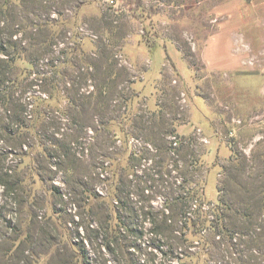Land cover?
Returning <instances> with one entry per match:
<instances>
[{
	"label": "rangeland",
	"instance_id": "1",
	"mask_svg": "<svg viewBox=\"0 0 264 264\" xmlns=\"http://www.w3.org/2000/svg\"><path fill=\"white\" fill-rule=\"evenodd\" d=\"M113 1L24 0L14 9L25 35L11 42L27 48L28 27L40 24L48 51L28 48L26 56L39 60L35 73L18 61L14 86L0 97L1 173L14 168L23 182L13 193L0 187V264H242L252 255L262 259L246 264H262L241 236L219 244L189 235L177 253L175 237L188 231L179 222L172 235L166 220L184 187L214 205L234 176L242 183L230 181L221 193L234 209L264 187V83L258 92L256 84L230 82L200 59L217 28L214 8L233 0H140L133 10ZM247 28L257 30L256 43L239 53L242 66L260 72L263 9ZM50 87L55 99L31 110ZM66 97L83 105L70 107ZM175 134L187 138L179 150ZM45 148L57 150L55 158ZM119 178L123 204L116 205ZM155 215L160 233L150 224Z\"/></svg>",
	"mask_w": 264,
	"mask_h": 264
},
{
	"label": "trees",
	"instance_id": "2",
	"mask_svg": "<svg viewBox=\"0 0 264 264\" xmlns=\"http://www.w3.org/2000/svg\"><path fill=\"white\" fill-rule=\"evenodd\" d=\"M140 0H126V3H128V6L131 7V9H138L140 7ZM26 7V3L24 0H0V97H5V93H9L14 86V83L16 81V78H10V75H13L14 71L17 68L18 61L23 60L27 64V69L29 72L36 71V65L38 64V58L33 56L27 57L26 52L27 49L30 48L35 50V52L38 54L41 52H47L48 51V45H46L47 41L44 42V40H38L41 33V26L40 24H33L29 26L28 28L32 29V32H30V43L27 42L28 47L22 48L19 43H12L11 39L13 36L17 35L18 33H24L25 35V29L21 26L22 23L19 25L15 23L17 19V14L15 13L14 9L21 10ZM50 23L52 21L48 20ZM54 34L52 31H49L47 29V40H53ZM9 49V50H8ZM78 50V46L74 45L73 49L71 51ZM12 52V54H11ZM35 54V53H34ZM71 61V60H70ZM70 61H64L65 63H70ZM53 64V62H50ZM52 67H56L54 64ZM51 91L49 90H43L42 92L46 95V99L39 98V103L35 106L31 104V110H38L39 106L44 104L45 106L50 105V102L53 101L56 97L54 93L53 87H50ZM102 88L99 91L98 98L104 99L105 97L103 95V91H101ZM88 98V97H87ZM66 100L68 102V105L70 107L83 105V102L81 101L80 104H77L79 99L78 98H71L66 97ZM2 100H0L1 102ZM50 101V102H49ZM28 107V106H27ZM27 107L25 106V110H27ZM21 116V112H17V117ZM14 119L15 125L18 127L23 123L22 120H18V118ZM175 138L179 140L178 148L177 150L181 149L183 147L184 141L187 140L184 136H178L175 134ZM172 145L171 148L176 149L177 142H171ZM57 150L52 151H46V148L42 151L44 155L47 158L53 159L56 156ZM135 152H131V162L133 163L136 161ZM110 159V157H108ZM113 162L112 159L109 160L110 166H112ZM109 164L107 167H110ZM71 168H67L69 170ZM16 170L13 168H7L4 173H1L0 169V187H2L3 192H15L22 188L23 182H20L18 179H16ZM238 180V178L235 179L233 176L231 179L225 182L223 189H218V199L217 204L207 203L205 202L204 198L201 194H199V191L196 188H193L191 186L184 187L185 188V195L179 196L176 199L173 200L174 208H169V217H167L166 220L170 221V233L174 235V228L173 226L177 223L181 222L184 227H186L187 233H184L180 235V237L176 236L175 238L178 239L176 243L173 244L172 249L175 250V252L179 253L182 250H179L181 248L180 246L184 245V241L188 240L186 237H189V235L196 239V242L202 243L203 241H206L207 235L212 236L214 240L218 237V240L216 243L219 244H231L233 240L237 239L235 237H242L243 243L250 242L254 248V251L257 253H260L264 256V187H260L262 190H259L257 192H252L250 196L245 198L244 207L245 208H237L234 209V205L225 199V196L222 195L223 191H227V187L230 183V181ZM239 181V180H238ZM121 179H118V182L115 186V196H114V203L116 205L123 204V198L121 197ZM242 183L241 181H239ZM245 185V184H244ZM246 186V185H245ZM254 201L256 205V209H252L251 207H246L248 202ZM208 206V209L206 210L205 207ZM233 206V207H232ZM249 206V205H248ZM143 211V209H141ZM132 211V209H131ZM157 216L155 215L152 221H150V224L153 226V228L157 229V232L153 230L154 233H160L159 226H157ZM240 222V224H239ZM173 225V226H172ZM206 234V237L204 236ZM226 240V241H221ZM108 244V243H107ZM106 244V246H107ZM234 245V244H232ZM251 249V250H252ZM180 255L184 257H191L187 256L183 253H180ZM255 260L262 259V256H254L252 255ZM251 257V258H252ZM250 256L246 258V261L240 260L242 264L250 263L249 260L251 259ZM238 262V263H240ZM264 264V260L261 262Z\"/></svg>",
	"mask_w": 264,
	"mask_h": 264
},
{
	"label": "crops",
	"instance_id": "3",
	"mask_svg": "<svg viewBox=\"0 0 264 264\" xmlns=\"http://www.w3.org/2000/svg\"><path fill=\"white\" fill-rule=\"evenodd\" d=\"M262 9L264 11V3L262 6H255L248 0H233L214 8L213 13L218 20L217 28L204 42L200 54V59L209 73L228 76L230 82L232 77L240 84H256L257 91L260 92L264 83V70L259 72L244 68V57L239 53L251 49L256 43L257 30L247 27L257 20ZM250 10L253 11L252 14ZM245 86L244 89H247Z\"/></svg>",
	"mask_w": 264,
	"mask_h": 264
},
{
	"label": "built area",
	"instance_id": "4",
	"mask_svg": "<svg viewBox=\"0 0 264 264\" xmlns=\"http://www.w3.org/2000/svg\"><path fill=\"white\" fill-rule=\"evenodd\" d=\"M108 3H109L110 5H114V1H113V0H108Z\"/></svg>",
	"mask_w": 264,
	"mask_h": 264
}]
</instances>
